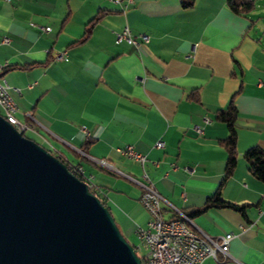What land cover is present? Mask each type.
I'll use <instances>...</instances> for the list:
<instances>
[{"label":"crops","instance_id":"crops-1","mask_svg":"<svg viewBox=\"0 0 264 264\" xmlns=\"http://www.w3.org/2000/svg\"><path fill=\"white\" fill-rule=\"evenodd\" d=\"M251 12L227 0H134L124 9L108 0H0V77L17 117L32 125L26 134L81 165L129 237L149 218L141 186L98 160L139 178L140 163L119 151L131 145L147 155L144 167L167 201L200 208L224 175L228 128L216 112L234 95L238 160L221 191L246 204L245 214L212 206L193 214L192 226L212 238L234 234L226 257L202 264H264V182L244 156L264 149V47ZM125 27L149 36L145 52L116 40ZM62 51L66 59L55 60ZM162 207L172 216L168 202Z\"/></svg>","mask_w":264,"mask_h":264},{"label":"water","instance_id":"water-1","mask_svg":"<svg viewBox=\"0 0 264 264\" xmlns=\"http://www.w3.org/2000/svg\"><path fill=\"white\" fill-rule=\"evenodd\" d=\"M0 264H142L87 182L1 113Z\"/></svg>","mask_w":264,"mask_h":264},{"label":"built area","instance_id":"built-area-1","mask_svg":"<svg viewBox=\"0 0 264 264\" xmlns=\"http://www.w3.org/2000/svg\"><path fill=\"white\" fill-rule=\"evenodd\" d=\"M12 2L15 0H4ZM110 3L119 5L124 9L134 0H108ZM45 31H50V26L44 27ZM125 39L131 45L136 47L140 52H145V46L149 41L147 34L132 35L129 28L117 34V41ZM55 60L66 59V52H58L54 56ZM3 66L0 64V70ZM0 107L1 113L22 133H27V122H23L17 117L18 104L15 101L11 86L2 77H0ZM31 122V121H29ZM198 130V129H197ZM85 138H90L92 134L87 129H82ZM157 148H163L164 142L156 141L154 144ZM121 154L140 163L142 173L139 178L129 174H124L104 158H100L98 163L116 173H120L133 180L141 186L140 201L149 214L146 226H137L135 233L140 241V245H134L136 252L145 249V253L139 254L142 264H202L207 257H212L219 261L218 254L228 255L229 243L233 238V233H226L219 238H212L209 235L200 233L192 226L191 217H189L181 208L167 201L164 196L157 190L144 164L148 160L147 155L135 150L131 145L119 148ZM70 171L84 177L87 184L94 186L91 176L86 175L81 165L69 164ZM68 167V168H69ZM168 202L172 211V216L166 217L162 203Z\"/></svg>","mask_w":264,"mask_h":264},{"label":"trees","instance_id":"trees-1","mask_svg":"<svg viewBox=\"0 0 264 264\" xmlns=\"http://www.w3.org/2000/svg\"><path fill=\"white\" fill-rule=\"evenodd\" d=\"M195 0H181V4L183 7H190L194 4ZM256 1L257 0H227L229 7L239 13L242 14H248L256 7ZM99 18V15H96L91 21L90 24L94 23ZM90 32V28L86 30V32L83 35V39L87 37V35ZM238 115V109L234 103V95L230 99L229 104L226 108L219 109L216 112V117L222 121H224L228 128V135L226 138L222 140V143L227 151V158H226V165L224 170V175L222 177V180L218 186V188L207 197V200L203 204L202 207L194 209L193 211H184L189 217H191L193 214L203 212L209 207L217 206V207H231L234 208L241 213L245 214V208L246 204H237L234 202H230L228 200H225L222 196V186L224 183L232 176L234 173V170L237 165L238 160V151L236 149V118ZM6 118V117H5ZM24 135L30 137L28 134L23 133ZM32 138V137H30ZM50 150V149H48ZM54 155L55 154L52 150H50ZM244 156L248 162V170L259 180L264 182V149L260 146H252L248 148L244 152ZM60 159H62L67 166L69 167V162L65 161L62 157L58 156ZM70 169V167H69ZM75 174V173H74ZM85 181L84 177L76 174ZM86 182V181H85ZM90 189L100 197L102 202H104L107 205L106 196L96 187L90 186ZM108 206V205H107Z\"/></svg>","mask_w":264,"mask_h":264},{"label":"rangeland","instance_id":"rangeland-1","mask_svg":"<svg viewBox=\"0 0 264 264\" xmlns=\"http://www.w3.org/2000/svg\"><path fill=\"white\" fill-rule=\"evenodd\" d=\"M252 17L255 20V30L260 36V43L264 47V0H257L256 8L251 12ZM2 110L0 109V113ZM129 242L134 245H140V241L137 237L134 236H125ZM139 254L145 253V249H140L138 251Z\"/></svg>","mask_w":264,"mask_h":264},{"label":"bare ground","instance_id":"bare-ground-1","mask_svg":"<svg viewBox=\"0 0 264 264\" xmlns=\"http://www.w3.org/2000/svg\"><path fill=\"white\" fill-rule=\"evenodd\" d=\"M4 117H6V116H4ZM6 119L10 121L9 118H6ZM27 129H32V125H28V124H27Z\"/></svg>","mask_w":264,"mask_h":264}]
</instances>
